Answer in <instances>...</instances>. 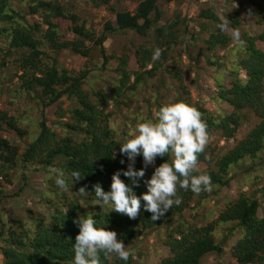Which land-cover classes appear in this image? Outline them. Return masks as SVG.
Masks as SVG:
<instances>
[{
	"label": "trees",
	"instance_id": "obj_1",
	"mask_svg": "<svg viewBox=\"0 0 264 264\" xmlns=\"http://www.w3.org/2000/svg\"><path fill=\"white\" fill-rule=\"evenodd\" d=\"M112 0H88L95 9H110ZM134 10L115 12V21H107L104 30L97 34L89 28L86 22L75 13H70L55 1L47 0H0V38L6 41L0 46L3 58L0 68H5L9 61L16 64L20 80L11 89L10 105L15 101L24 100L29 108L32 100H37L41 110L40 134L36 140L28 143L24 152L16 146L5 132H14L20 139L28 133L20 127L25 114L23 111L0 109V178L10 179L9 172L15 169L19 162L24 169H38L50 175V169L63 170L64 179L72 196L78 194L81 187H86L91 200L94 198L93 185L100 183L105 191H110L112 175L118 170H127L128 159L120 154L121 142L110 126V114L107 113L108 99H119L133 75L134 83L128 90L136 93L138 85L148 74L153 76L162 72L164 64L169 59L176 46L182 47L181 57L188 59V66L196 65L206 71L207 66L215 70L213 77L215 93L213 101L224 103L233 108L231 113L216 115L192 102L188 86L183 78L174 71L165 70L167 74L179 80L178 98L175 102L183 101L195 107L202 114L207 124L209 135L217 132L222 138L234 139L247 113L252 112L259 122L240 141L226 153L217 154L211 147H206L205 154L199 157V169L210 175L213 190L195 194L191 190L178 189L177 195L182 199L179 206H173L157 221L151 220V213L141 207L140 215L130 219L127 215L110 212V207L95 210L94 219L97 227H106L117 232L118 240H123L126 247L134 242L141 232H153L155 229L180 217L193 207L195 199L201 201L216 197L219 192L230 186L232 172L238 167L245 173H256V180L260 179L259 172H264L256 161L264 153V31L255 36L241 28V20L236 13L229 20L231 28H239L241 40L235 50L240 56L232 57L230 66L224 64L217 53L227 50L234 41L229 34L221 32L216 27L222 16L217 12L224 8L213 4L212 7L199 12L198 33L188 32V25L176 22H163L159 8L160 0H134ZM172 3L179 0H165ZM238 0H224V4H232ZM252 1V0H250ZM38 17L41 22L30 23L28 18ZM65 22L66 25H61ZM187 26V30L185 29ZM47 29L44 31L43 27ZM136 34L140 39L148 40V44L140 45L135 53L141 76L128 69L127 54L117 58L118 66L115 70L108 69L110 58L105 53L104 43L114 36ZM99 47L103 54L104 63L100 66L105 72L111 71L115 76L107 83L108 90H98L97 97L101 105L94 102L84 90L85 81L90 77L89 72L73 74L59 63V56L65 50L79 56L82 60L90 58L95 48ZM5 48V50H4ZM161 49V56L153 60V51ZM48 50V51H47ZM151 68V69H149ZM108 69V70H107ZM107 70V71H106ZM226 80L228 82H226ZM106 83H104L106 85ZM110 94H113L111 96ZM66 100L70 104L68 110L60 105ZM74 101V103H72ZM57 106L60 114L57 126L65 132L83 135L81 142H76L71 135L58 133L47 125L45 111ZM163 106L159 104V108ZM15 112L20 115L16 116ZM62 119H67L63 122ZM209 158H205V157ZM168 157H157L155 165H149L145 177L141 179L134 191L138 196L147 191L145 179H150L155 167L166 162ZM124 160L121 164L120 161ZM24 165V166H23ZM144 167L143 157L138 156L135 164L137 170ZM80 172L84 179L73 180L71 173ZM54 179L56 174L53 173ZM50 177V176H48ZM121 179L130 184L129 178L121 174ZM56 184V183H55ZM57 186V185H56ZM261 198L241 192L236 199H232L219 213L213 222L205 226L179 225L170 228L167 233L166 246L170 250L168 257L161 264H201L208 255L219 257L228 254L236 264H264V211L260 215L261 202H264V186L259 189ZM67 198V195H63ZM5 198V188L0 183L1 199ZM61 199V196H57ZM55 198V199H56ZM61 202V200H60ZM99 202V201H98ZM100 203V202H99ZM54 209L50 218L41 213L30 212V218H18L15 223L6 222L0 213V251L3 264H73V244L79 233V228L73 223L78 215H86L77 205H71L68 211L53 204ZM143 205V201H142ZM223 229V238H217V232ZM101 264H139L130 253L127 262L120 260L115 254L110 258L101 255Z\"/></svg>",
	"mask_w": 264,
	"mask_h": 264
},
{
	"label": "rangeland",
	"instance_id": "obj_2",
	"mask_svg": "<svg viewBox=\"0 0 264 264\" xmlns=\"http://www.w3.org/2000/svg\"><path fill=\"white\" fill-rule=\"evenodd\" d=\"M47 1L58 2L70 13L77 14L81 21L86 22L87 26L97 34L103 32L107 21H115L116 15L111 12V8L117 12L134 10L136 6L134 0H112L110 9L101 8L97 10L91 6L88 0ZM213 4L225 5L222 9H216L222 17L223 15L232 17L237 13L241 20V28L250 34L258 36L264 31V0H238L232 4H224V0H179L172 3L160 0L158 5L162 12L163 22H181L188 25V32L198 33L200 30L197 25L200 22L199 12L212 7ZM249 9H251L253 16L247 18L245 14ZM28 21L30 23L41 22V19L29 17ZM60 24L66 25L65 22H60ZM43 29L45 31L47 27L44 26ZM185 29L187 30L186 25ZM5 43L6 41L0 38V46H5ZM143 44H148V40L140 39L134 33L108 39L103 47L106 55H113L114 58H110L106 67L115 70L118 66L117 58L127 54L129 71L142 76L145 71L139 69L135 53L139 46ZM238 44L239 41L234 42L227 50L217 53V57L224 64L230 66V59L240 56L239 51L235 50ZM258 46L263 48L264 45L258 42ZM182 51V47L178 45L171 53L169 52V59L165 62L163 71L158 72L156 76H153V73L146 75L142 83L138 85L136 93L127 89L136 79V76L133 75L128 85L123 88L124 94L119 99H108L107 113L110 114V126L115 131L119 141H124L138 121L154 119V113L159 110V104L164 105L175 102L178 98L179 80L164 72L165 70L174 71L183 78V83L188 86L194 104H200L203 108L218 116L233 111V108L224 103L217 104L213 101L216 91L213 80L215 70L207 66L206 71H202L201 68H195L196 65H192V68H190L188 59L180 55ZM2 58L3 55L0 53V62ZM59 63L73 74L92 70L91 73L89 72L90 77L85 81L84 90L91 95L94 102L98 103L101 99L96 98V93L100 89L108 90L106 82L110 83L111 78L115 76L111 71H107L108 69L107 72L101 70L100 66L104 63V58L99 47L95 48L90 58L86 60H82L79 56L65 50L59 56ZM22 74V72H18L16 64L12 61H9L5 68H0V109L15 110L16 107L14 106L17 105L19 107L17 109L26 110L20 122V127L26 130L28 135L24 139H20L14 132H5L7 137L16 146L20 147L21 153L25 151L28 143L36 140L39 136L42 118L37 100H32L29 108H26L28 104L24 100H14L15 105H10L9 97H12L10 90L15 89V84L20 80L19 76ZM226 82L228 81L226 80ZM110 95L113 96V94ZM98 105H101V103ZM60 106L64 110H68L70 104L63 100ZM14 114L16 116L20 115L19 112ZM59 114L60 111L57 106L47 109L45 111L47 125L56 132L70 134L76 142H81L83 135L65 132L63 128L56 125ZM66 120L62 119L63 122H66ZM258 122V117L254 113L248 112L234 139L227 140L222 138L220 133L215 132L209 135L207 147H211L217 154L222 155L233 147L237 141L242 140ZM256 162L260 164L261 169H264V153L259 156ZM37 168L35 170L32 168L24 169L21 162H19V165L9 172L10 179L8 181L0 178V183L5 188V198L1 199L0 213L6 222L15 223L18 218L27 220L30 218V212L41 213L48 219L54 209L53 204L61 206L64 211H68L71 205H77L79 209L87 213H95V210L100 211L101 206L98 205V201L79 194L72 196L69 192V186H67L66 191L56 186L53 173L50 172V175L48 173L45 175L44 171H40L39 166ZM256 173L254 171L253 174L245 173L243 168L238 167L236 171L232 172L230 186L222 189L216 197H210L203 201L197 198L192 204L193 207L186 210L182 216L175 217L172 221L153 232H141L139 237L127 246L135 261L139 264H161L162 260L170 254V250L166 246L167 233L170 228H176L181 224L205 226L213 222L226 207V204L232 199H236L241 192L260 199L259 189L264 186V172H259L261 176L259 181L254 178ZM63 195H67V198H63ZM57 196H61V202L56 198ZM263 211L264 202H261L260 215L263 214ZM217 234V238H223L225 235L223 229H219ZM227 250L228 254L223 255V257L216 254L208 255L202 260L201 264H236L229 254L230 249ZM3 260L0 251V264H3Z\"/></svg>",
	"mask_w": 264,
	"mask_h": 264
},
{
	"label": "clouds",
	"instance_id": "obj_3",
	"mask_svg": "<svg viewBox=\"0 0 264 264\" xmlns=\"http://www.w3.org/2000/svg\"><path fill=\"white\" fill-rule=\"evenodd\" d=\"M253 16L251 9L245 17ZM221 32L229 34L236 42L241 40L239 28H231L226 17L220 19L216 25ZM162 52L160 48L153 51V60L158 59ZM154 119L138 121L120 145V154L126 156L129 163L127 170H118L112 175L111 190L105 191L100 183L93 185L94 198L102 208L110 207V212L127 215L136 219L140 215L141 207L151 213V220L157 221L173 206H179L182 199L177 195L178 189L191 190L195 194L211 192L213 185L211 177L199 169V157L205 154L209 142L207 124L198 109L186 102H169L154 113ZM143 157L144 167L135 168L138 156ZM157 157H168L167 161L155 167L150 179H145L147 191L138 196L134 187H138L145 170L149 165H155ZM209 158V157H205ZM121 164L124 160L120 161ZM56 174L55 183L61 190H67L63 170L51 168ZM121 174L130 179L126 183ZM73 180L84 179L80 172L71 173ZM87 197L86 187L77 192ZM143 201V205H142ZM92 213L78 215L73 223L79 228V233L73 244V264H101V255L110 258L112 254L127 262L130 251L123 240H118L115 231L106 227H97Z\"/></svg>",
	"mask_w": 264,
	"mask_h": 264
}]
</instances>
